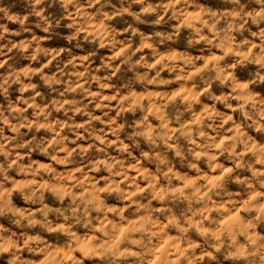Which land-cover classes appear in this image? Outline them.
<instances>
[{"label":"clouds","instance_id":"clouds-1","mask_svg":"<svg viewBox=\"0 0 264 264\" xmlns=\"http://www.w3.org/2000/svg\"><path fill=\"white\" fill-rule=\"evenodd\" d=\"M0 264H264V0H0Z\"/></svg>","mask_w":264,"mask_h":264}]
</instances>
